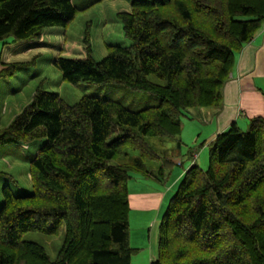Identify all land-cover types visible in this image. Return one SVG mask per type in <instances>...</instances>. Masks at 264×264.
I'll return each mask as SVG.
<instances>
[{"label": "trees", "instance_id": "16d2710c", "mask_svg": "<svg viewBox=\"0 0 264 264\" xmlns=\"http://www.w3.org/2000/svg\"><path fill=\"white\" fill-rule=\"evenodd\" d=\"M127 1L130 10L117 17L129 46L110 45L94 60L86 31L87 56H60L53 65L69 83L117 82L159 101L131 110L82 96L69 105L37 86L0 129V147L45 138L26 157L31 191L1 189L0 264H132V173L167 180L173 161L162 139L180 135L189 108L221 106L236 54L264 26V0ZM76 11L72 0H0V40L39 39L49 27H66ZM23 64L7 65L0 80ZM62 225L54 260L23 238L57 234ZM152 264H264V115L246 130L233 122L208 144L207 168L194 163L184 171L161 218Z\"/></svg>", "mask_w": 264, "mask_h": 264}, {"label": "rangeland", "instance_id": "374dc122", "mask_svg": "<svg viewBox=\"0 0 264 264\" xmlns=\"http://www.w3.org/2000/svg\"><path fill=\"white\" fill-rule=\"evenodd\" d=\"M77 8L74 18L66 27H49L44 30V45L34 48L30 56L26 58L22 67L16 73V76L10 77L6 85L0 86V109L8 103L6 113L0 112V127L7 126L12 119L22 111V109L31 102L32 97L38 85H42L44 90L51 93H58L65 103L72 105L82 96H94L102 99H111L122 103L131 110H140L146 106L155 105L159 99L157 96L142 90L128 88L117 82H107L102 84L83 83L72 84L62 79L61 72L56 68L51 59L53 57H86L85 44L83 36L86 31L89 34L91 57L94 60L102 59L109 49L110 45L129 46L130 39L125 37L122 28V22L117 17L120 11H129L130 3L127 0H72ZM9 43H13L11 39ZM36 40V39H33ZM82 48V49H80ZM86 54V55H85ZM151 80L159 81L154 75L149 76ZM3 82V81H2ZM1 85V84H0ZM6 100L2 106L3 101ZM12 110V112H11ZM5 111V110H4ZM187 117H182V123L188 124ZM182 128L181 133L176 138L165 137L162 139L163 146L158 144L161 140L157 137L150 138L158 147L165 150L171 157L173 163L170 165V176L172 170L184 171L191 164L192 159L189 151L196 154L195 161L202 168L208 166V146L202 149L201 140H193L195 132L188 125ZM243 130L249 127L244 126ZM181 142L180 148L177 141ZM45 142V138L33 141L24 149V172L18 171V186L24 191H31V176L28 171L27 156L35 154L39 147ZM160 163L163 162V155L159 156ZM10 158V157H9ZM10 160H12L10 158ZM12 162V161H11ZM182 164V165H181ZM0 162V168L3 167ZM157 169V166H156ZM167 175L166 178L170 177ZM169 179V178H168ZM181 179V178H180ZM170 180V179H169ZM164 182H160L153 177H146L139 173H132L128 182L129 193L149 192V190L160 189ZM180 181L170 190L169 187L161 189L167 192L166 197L162 199L160 205L148 210H139L132 208L129 211V243L137 251L132 255V264H151L150 262V244L152 232L179 186ZM11 187L13 184H11ZM161 185V186H159ZM14 193H18L16 187L12 188ZM65 233V226L62 225L57 234H44L40 232H27L23 238L35 242L46 250L49 257L56 259L62 246Z\"/></svg>", "mask_w": 264, "mask_h": 264}, {"label": "crops", "instance_id": "0c3cea01", "mask_svg": "<svg viewBox=\"0 0 264 264\" xmlns=\"http://www.w3.org/2000/svg\"><path fill=\"white\" fill-rule=\"evenodd\" d=\"M43 33L41 37L36 40L17 41L13 43H5L0 40V72L9 64H22L26 62L24 60L31 55L30 52H32L34 48L44 45ZM57 57H53L51 62L53 63ZM18 70L16 73H18ZM7 80H0V86L6 85L8 83ZM222 94L221 106L189 108L184 116L187 117V120L190 122L188 124L182 123V128H186V125H188L190 129L192 128V130H194L193 132L195 133L191 140L194 138L195 141L201 140L202 149H205V146H208L218 133L226 130L233 122L242 129L245 128L244 126H248L252 117L264 115V26H262L254 37L236 54L235 64L228 80L224 84ZM5 101L6 100L3 101L2 106L6 103ZM7 107L8 103L5 107H1L0 112L6 113L8 110ZM1 128L3 127H0V129ZM28 145H5L0 147V162L4 164L3 167L0 168V172L5 173L0 174V206L2 203L1 189L5 185L11 187V183L13 184L11 189L16 187L17 192L24 191L17 185V178L19 175H17V173L18 171L24 172L23 151L24 149H28ZM190 156L192 159L190 164L193 165L196 163V154L193 152ZM9 157L12 160H10ZM172 171V175L168 177L170 180L167 178L164 183H161L162 187H160V189L157 188L143 193H129V209L132 207L138 208L139 210H148L160 205L162 199H164L167 194V192L165 193L161 189L169 187V189L166 188V190L170 191L178 180L180 181L185 170ZM27 173H29V166ZM160 221L161 219L155 222L157 223L155 228H159ZM156 232V229L152 232L150 241L149 259L151 264L157 256L158 233L156 234Z\"/></svg>", "mask_w": 264, "mask_h": 264}]
</instances>
